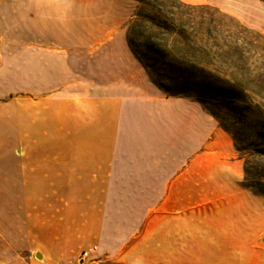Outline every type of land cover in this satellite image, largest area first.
<instances>
[{
    "label": "crops",
    "instance_id": "obj_1",
    "mask_svg": "<svg viewBox=\"0 0 264 264\" xmlns=\"http://www.w3.org/2000/svg\"><path fill=\"white\" fill-rule=\"evenodd\" d=\"M179 1L264 32V0ZM132 15L129 0H0V264L92 247L88 264H264V200L201 104L151 82Z\"/></svg>",
    "mask_w": 264,
    "mask_h": 264
},
{
    "label": "trees",
    "instance_id": "obj_2",
    "mask_svg": "<svg viewBox=\"0 0 264 264\" xmlns=\"http://www.w3.org/2000/svg\"><path fill=\"white\" fill-rule=\"evenodd\" d=\"M132 1L125 28L136 60L167 97L201 104L241 154L245 176L260 172L249 187L264 196L263 37L211 7Z\"/></svg>",
    "mask_w": 264,
    "mask_h": 264
},
{
    "label": "rangeland",
    "instance_id": "obj_3",
    "mask_svg": "<svg viewBox=\"0 0 264 264\" xmlns=\"http://www.w3.org/2000/svg\"><path fill=\"white\" fill-rule=\"evenodd\" d=\"M130 2H131V5H132V7H133V13H135L136 12V10H137V7H138V5L134 2V1H132V0H129ZM150 3L152 4V3H154L153 2V0H151L150 1ZM208 8H210V7H208ZM211 10H215V11H218V12H220L219 10H217V9H214V8H210ZM221 14H224V15H226V16H228V17H230V18H232L237 24H239V25H242L237 19H235L234 17H232V16H230V15H227V14H225V13H223V12H220ZM243 26V25H242ZM249 30H251L253 33H255L256 35H258V36H261V37H263V39H264V32L263 31H260V30H254V29H250V28H248ZM160 90V89H159ZM161 91V90H160ZM162 92V91H161ZM163 93V92H162ZM218 124V123H217ZM218 127H219V125H218ZM220 128V127H219ZM221 129V128H220ZM222 130V129H221ZM223 131V130H222ZM224 132V131H223ZM237 156H238V159L241 161V165H242V168H243V159H242V156H241V154H239L238 152H237ZM252 173L249 175V176H245V174H244V172H243V187H245V188H247L248 190H250L251 192H253V190L249 187V185L252 183V182H254V181H257L260 177H259V175H260V172L259 171H251ZM259 174V175H258ZM246 179V180H245ZM260 180H261V178H260ZM264 183V182H263ZM262 188L264 189V184H263V186H262ZM254 193V192H253ZM258 196H260L263 200H264V196H261V195H258ZM263 204H264V202H263ZM258 211H264V208H262L261 207V205H259V207H258ZM99 260H102L101 258H99ZM98 260V261H99Z\"/></svg>",
    "mask_w": 264,
    "mask_h": 264
},
{
    "label": "built area",
    "instance_id": "obj_4",
    "mask_svg": "<svg viewBox=\"0 0 264 264\" xmlns=\"http://www.w3.org/2000/svg\"><path fill=\"white\" fill-rule=\"evenodd\" d=\"M96 252V247L80 252L71 264H88L90 255Z\"/></svg>",
    "mask_w": 264,
    "mask_h": 264
}]
</instances>
